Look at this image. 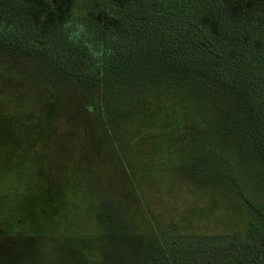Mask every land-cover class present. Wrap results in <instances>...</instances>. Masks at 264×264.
<instances>
[{
  "label": "rangeland",
  "instance_id": "rangeland-1",
  "mask_svg": "<svg viewBox=\"0 0 264 264\" xmlns=\"http://www.w3.org/2000/svg\"><path fill=\"white\" fill-rule=\"evenodd\" d=\"M23 1L9 0L14 8ZM155 3L194 21L216 0H142L125 9L109 0H76L65 27L99 40L90 11L102 8L133 32ZM258 55L254 65L264 75V49ZM5 59L0 56V226L6 225L0 264H135L133 251L149 247L154 236L167 238L174 264H245L255 249L264 264V237L249 238L256 217L234 186L207 174L203 150L197 171L189 168L193 156L186 152L197 142L166 145L160 133L144 136L140 126H126L128 137L125 122L118 126L124 146L115 149L88 112L91 91L68 90L35 65ZM235 164L243 189L264 203V141L250 155L238 153ZM111 203L122 218L120 237L102 235L94 219L97 207Z\"/></svg>",
  "mask_w": 264,
  "mask_h": 264
},
{
  "label": "trees",
  "instance_id": "trees-1",
  "mask_svg": "<svg viewBox=\"0 0 264 264\" xmlns=\"http://www.w3.org/2000/svg\"><path fill=\"white\" fill-rule=\"evenodd\" d=\"M109 1L125 9L142 0ZM75 2L24 0L14 8L0 0V56L19 67L35 65L68 90L91 91L88 112L115 149L124 146L118 126L125 122L129 129L140 126L144 136L160 133L166 145L197 142L186 152L193 156L189 168L197 171L196 160L205 151L207 174L234 186L255 214L249 238L264 237V203L243 189L235 164L238 153L250 155L264 141V75L254 65L264 49V0H216L194 21L155 3L133 32L123 17L100 8L90 11L97 41L66 30ZM230 144L236 148L230 150ZM97 209L102 235L122 236L117 208L111 203ZM234 237L242 242L239 234ZM166 239L154 236L149 247L138 246L135 264H174ZM261 253L253 250L245 264H259Z\"/></svg>",
  "mask_w": 264,
  "mask_h": 264
}]
</instances>
